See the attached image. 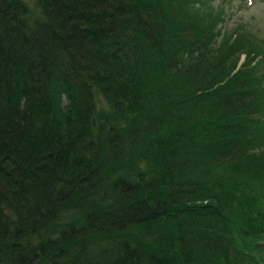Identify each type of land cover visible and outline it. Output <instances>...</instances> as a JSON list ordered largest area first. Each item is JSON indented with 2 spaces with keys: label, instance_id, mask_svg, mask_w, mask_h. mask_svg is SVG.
<instances>
[{
  "label": "trees",
  "instance_id": "trees-1",
  "mask_svg": "<svg viewBox=\"0 0 264 264\" xmlns=\"http://www.w3.org/2000/svg\"><path fill=\"white\" fill-rule=\"evenodd\" d=\"M210 1L0 0V264H264V39Z\"/></svg>",
  "mask_w": 264,
  "mask_h": 264
},
{
  "label": "rangeland",
  "instance_id": "rangeland-1",
  "mask_svg": "<svg viewBox=\"0 0 264 264\" xmlns=\"http://www.w3.org/2000/svg\"><path fill=\"white\" fill-rule=\"evenodd\" d=\"M221 0H211L216 4ZM222 30L248 29L256 36L264 39V0H222Z\"/></svg>",
  "mask_w": 264,
  "mask_h": 264
}]
</instances>
